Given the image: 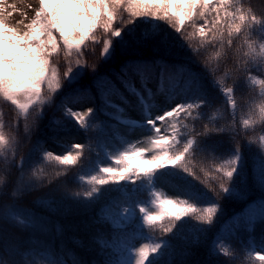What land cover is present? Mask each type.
I'll list each match as a JSON object with an SVG mask.
<instances>
[{
    "label": "trees",
    "instance_id": "obj_1",
    "mask_svg": "<svg viewBox=\"0 0 264 264\" xmlns=\"http://www.w3.org/2000/svg\"><path fill=\"white\" fill-rule=\"evenodd\" d=\"M243 2L246 7H251L258 17L264 13V0ZM129 15L125 9L123 17L127 18ZM153 23H158L160 35L168 37L167 47L161 52L155 51L157 45L154 42H144L140 46L133 45L127 49H121L114 43L112 58L105 61L101 58L102 44L89 43L83 56L88 65H95L98 73L109 75L110 78L129 58L136 57L155 60L163 56L166 62L187 68L188 72L179 77V84L175 87L174 82L165 79L166 92L163 94L158 92L157 80L150 82L155 98L154 105L147 111L136 106L135 98H129V105H125L116 97L112 98L113 103L124 109L123 112L105 108L94 87V73L91 67L71 86L66 80H62V87L52 92L45 85L42 93L50 99L37 107L39 115L32 114L36 117L35 124L30 117L27 121L28 128H25L22 117L18 121L19 110L0 97V112L4 113V131L15 141L5 151L0 152V176L6 179L13 171L11 161L15 150L17 161L21 156L25 158L26 173L36 172L40 177H46L43 184L38 183L36 189L32 190L35 197L52 201L51 207L56 209L52 211L50 207L37 203L29 193H7L3 184H0V196L7 195L10 198L0 201V222L4 220V208L19 217H9L10 226L4 230L7 236L23 246L21 254L16 258L17 264H49L50 259L63 261V264H109L110 261L115 264L121 257L126 258L128 255L122 245L137 248L158 242L166 243V246L155 255L152 264H259L255 251L264 250V220L258 217L261 210L260 201H264V186H261L256 178L260 148L264 145V140H261V137H264V116L260 112V108L264 107L261 86L241 79L235 92L237 108L231 109L220 88L232 86L236 77L233 61L237 60L238 56H234L233 60L227 63L221 62L217 65L215 53L222 49L219 46H201L198 35L186 40L185 37L193 31V26H189L188 21L182 32H176L164 22L142 19L136 24V38H142L145 31L151 32ZM201 23L205 21L197 20V25ZM97 39L102 41L104 33L97 31ZM253 40L259 42L257 36H253ZM241 43L243 38L234 39V48H239ZM253 46H256L255 43ZM193 47L199 48L201 55H196ZM164 52L169 54L163 55ZM243 52H248L246 46ZM76 58L73 53V61ZM205 60L217 66L214 76L205 69ZM55 63L60 74L66 71L67 60L63 54L55 57ZM73 67L75 68L74 63ZM252 67L251 75L257 80L264 79V69H258L255 64ZM191 76L196 77V83H189ZM217 82L220 87H217ZM198 86L202 87L209 103L202 109L193 110L191 116L182 115L178 120H169L162 128L161 134L170 133L173 124L180 128L182 133H185L186 129L181 125H188L187 131L195 128L197 132L205 125L237 127L241 132L239 143L243 154L233 185L238 194L225 196L221 193L214 197L211 192L213 188L219 192L215 168L233 152L232 134L224 132L203 137L201 145L206 153L190 155L186 159L185 165L196 172L199 180L179 167H165L155 174L151 184L144 178L135 183L123 181L102 186L97 201L87 207L76 200L64 199L66 193L82 192L90 188L88 177L97 175L101 168L118 167L115 157L121 152L132 147H151L148 138L155 133L147 120L170 110L176 103L186 99L191 102ZM170 93L174 94V98ZM68 107L80 112H86L89 107H93L95 111L85 118L84 125H79L66 116ZM105 111L111 112L112 115H105ZM117 116L120 120L116 119ZM245 119L251 121L247 127L243 125ZM123 120L134 123L125 124L121 122ZM157 124L159 126L160 122ZM249 139L252 141L251 145L248 143ZM77 143L85 147L73 165H61L54 159L43 157L45 151H52L54 156L72 151L75 156L76 150L72 146ZM150 155L151 153H146V157L150 158ZM143 166L152 165L145 163ZM209 173L212 178H209ZM49 180L52 182L49 183ZM170 188L175 191L171 197L168 195ZM155 193H160L162 200L188 199L197 207H206L216 199L221 207L210 226L196 221L192 216L184 218L181 223L177 222L178 229H174L173 233H164L161 225H167L166 219L149 226L144 224L143 213L139 211L141 205L149 212L160 210L153 203L157 199ZM124 208H130L128 216H121L120 212ZM103 209L110 219H99L97 222ZM29 213L37 220L33 226L20 223V220L28 218ZM252 219L253 223L249 225L247 221ZM115 224L121 226L117 227ZM57 225L61 228L59 233ZM196 236H199V243H193ZM216 241V247L227 249V252H213ZM8 259L7 256H0V264H5Z\"/></svg>",
    "mask_w": 264,
    "mask_h": 264
},
{
    "label": "snow or ice",
    "instance_id": "obj_2",
    "mask_svg": "<svg viewBox=\"0 0 264 264\" xmlns=\"http://www.w3.org/2000/svg\"><path fill=\"white\" fill-rule=\"evenodd\" d=\"M12 7L15 8V5ZM125 9L130 14L127 18L123 17ZM5 12L4 0H0V97L19 110L18 121L22 117L25 128L29 127L27 121L30 117L35 124L36 117L32 114L37 113V107L50 99L42 93L45 85L52 92L62 87V80H66L71 86L89 67L94 73V87L105 108L116 109L119 112H123L124 109L113 103V97L118 98L125 105L130 104L129 98H135L136 106L147 111L154 105L155 98L154 90L150 86L151 81L159 82L158 92L161 94L166 92V78L169 82H174L173 87L178 85L179 77L188 72V69L180 64L166 62L163 56L155 60L129 58L111 78L109 75L98 73L95 65L90 66L83 59L89 43L102 44L101 58L105 61L112 58L115 51L114 43L121 49H127L133 45L140 46L144 42H154L157 45L155 51L161 52L167 47L168 37L159 34L158 23L152 24L151 32L145 31L142 38H136V24L142 19L164 22L176 32H182L186 21L190 22L189 26H193V31L185 39L190 40L198 35L201 46L207 45L213 48L219 46L222 51L215 53L217 65L221 62L227 63L233 60L234 56H238V59L233 61L236 77L233 79L232 86L220 88L231 109L237 108L235 92L236 85L241 79L258 83L261 86V95L264 96V79L257 80L251 75L254 64L258 69H264V13L258 17L251 7L245 6L243 0H38V6L34 9L30 22L27 24L24 20L18 22L19 25H23V28L8 26ZM24 15L26 17L27 14ZM199 19H203L205 23L197 25ZM97 31L104 33L102 41L97 39ZM253 36L258 37V43L253 40ZM240 38H243V43L239 48H234V39ZM245 46L248 48L247 53L243 52ZM193 51L196 55H201L199 48L193 47ZM73 53L77 57L74 61ZM61 54L67 60V69L62 74L59 73L55 63V57ZM168 54L164 52L163 55ZM204 67L211 75H215L216 65L205 60ZM196 82V77L191 76L189 83ZM217 87H220L219 82ZM208 103L205 92L198 86L191 102L186 99L176 103L170 110H165L162 114L148 119L147 123L152 126V132L155 133L148 138L151 147H132L130 150L121 152L115 157L118 167L101 168L97 175L88 177L90 188L82 192L66 193L64 199L76 200L87 207L97 201L102 186L123 181L135 183L144 178L151 184L155 174L165 167H179L199 180L200 177L196 175V172L185 165L186 159L190 155L206 153L201 145L203 137L224 132L232 134L233 152L219 167L215 168L216 178L219 180V192L215 188L211 189V192L214 197L221 193L225 196L238 194V190L233 185L243 154L239 143L241 132L237 127L205 125L201 131L197 132L195 128L187 131L188 125H181L186 129V132L182 133L180 128L173 124L170 133L161 134L162 128L169 120H178L182 115L191 116L193 110L202 109ZM94 111L93 107H89L86 112L73 111L71 107H68L66 116L79 125H84L85 118ZM260 112L264 116V107L260 108ZM105 115L111 116L112 113L105 111ZM3 116L4 113L0 112V152L15 143L12 136L6 135L4 131ZM116 119L120 120V117L117 116ZM121 122L134 123L127 120ZM157 122H160L159 126ZM250 123L249 119L243 120L245 127ZM235 124V115H233V125ZM261 140H264V137H261ZM248 143L251 145L252 141L249 139ZM72 147L76 150L75 156L72 151L55 156L52 151H45L43 157L48 160L54 159L61 165H73L85 146L77 143ZM146 153H151L150 158L146 157ZM258 158L256 178L258 183L264 186V145H261ZM24 160L25 158L21 156L17 161L14 150L11 161L13 171L6 179L0 176V184H3L4 190L12 195L18 192L32 194L37 203L55 211L56 209L51 207L52 201L37 198L32 191L36 189L38 183L43 184L46 177H40L36 172L26 173ZM145 163L152 166L145 167L143 166ZM209 178H212L210 173ZM155 196L157 199L153 203L160 209L158 212H149L143 205L140 206L139 211L143 213L144 224L149 226H154L166 219L167 225H161L164 233H173L174 229H178L177 222L181 223L184 218L192 216L196 221L210 226L221 207L216 199L208 203L206 207H197L188 199L162 200L160 193H155ZM8 199L10 198L7 195L0 196V201ZM259 206L261 210L258 217L264 220V201H260ZM105 209L102 210L97 222L99 219H110ZM129 212L130 208H124L120 214L128 216ZM2 215L4 220L0 222V256L9 258L5 264H17L16 258L21 254L23 246L7 236L4 230L10 226L9 217L14 219L19 217L7 208L3 209ZM253 220L247 223L251 225ZM36 222V218L31 213L26 220H20V223L26 226H33ZM57 232H61L59 225H57ZM193 243H199V236L193 238ZM217 243L218 241L214 242L213 252H227V249L217 248ZM165 246L166 243L159 242L151 246L145 244L138 248L122 245L126 248L128 255L126 258L121 257L115 264H132L133 260L134 264H152L155 255H158ZM255 257L259 264H264V250H256ZM49 264H63V261L50 259ZM109 264L114 262L110 261Z\"/></svg>",
    "mask_w": 264,
    "mask_h": 264
},
{
    "label": "rangeland",
    "instance_id": "obj_3",
    "mask_svg": "<svg viewBox=\"0 0 264 264\" xmlns=\"http://www.w3.org/2000/svg\"><path fill=\"white\" fill-rule=\"evenodd\" d=\"M12 5H15V8ZM37 6L38 0H4V7L6 9L5 16L8 26L23 28V25H19L18 22L21 20H24L25 24L30 22L34 15V9ZM9 13L12 14L9 15ZM25 13L27 14L26 17L24 15ZM174 193L175 191L170 188L168 195L171 197Z\"/></svg>",
    "mask_w": 264,
    "mask_h": 264
}]
</instances>
